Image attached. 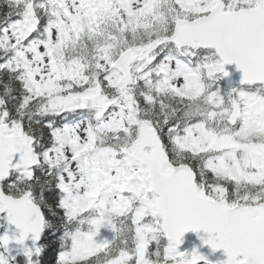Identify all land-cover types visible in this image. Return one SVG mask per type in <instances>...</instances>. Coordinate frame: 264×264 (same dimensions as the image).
I'll use <instances>...</instances> for the list:
<instances>
[{"label":"snow or ice","instance_id":"6c2138e0","mask_svg":"<svg viewBox=\"0 0 264 264\" xmlns=\"http://www.w3.org/2000/svg\"><path fill=\"white\" fill-rule=\"evenodd\" d=\"M201 230L264 264V0H0V264H211Z\"/></svg>","mask_w":264,"mask_h":264},{"label":"water","instance_id":"95a60500","mask_svg":"<svg viewBox=\"0 0 264 264\" xmlns=\"http://www.w3.org/2000/svg\"><path fill=\"white\" fill-rule=\"evenodd\" d=\"M226 70L230 73L228 77H225V83L227 87H232L237 83H240L243 77V73L235 64L226 65ZM203 237V239H201ZM209 237L208 233L201 230L197 232H188L183 237V243L181 246H186L188 248V253H191L193 250H199L200 253L208 257L211 261V264H224L227 261L228 257L223 249L213 251L210 245L204 244V239ZM199 264H206L205 261H200Z\"/></svg>","mask_w":264,"mask_h":264},{"label":"trees","instance_id":"16d2710c","mask_svg":"<svg viewBox=\"0 0 264 264\" xmlns=\"http://www.w3.org/2000/svg\"><path fill=\"white\" fill-rule=\"evenodd\" d=\"M217 86L221 89V92L222 94H226L228 91H230L229 89H227L222 80L218 81V84ZM112 235V233L107 229V228H104V229H101V235L100 237H98V239H103L105 237H110ZM183 247H180V250L183 251ZM17 259H21V257H17Z\"/></svg>","mask_w":264,"mask_h":264},{"label":"clouds","instance_id":"9594fccd","mask_svg":"<svg viewBox=\"0 0 264 264\" xmlns=\"http://www.w3.org/2000/svg\"><path fill=\"white\" fill-rule=\"evenodd\" d=\"M248 124H249V127H251V128L255 127L254 121H252V120H249Z\"/></svg>","mask_w":264,"mask_h":264}]
</instances>
